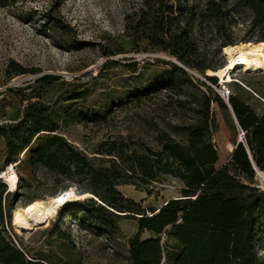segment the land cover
I'll return each mask as SVG.
<instances>
[{
    "label": "rangeland",
    "instance_id": "rangeland-1",
    "mask_svg": "<svg viewBox=\"0 0 264 264\" xmlns=\"http://www.w3.org/2000/svg\"><path fill=\"white\" fill-rule=\"evenodd\" d=\"M205 1L189 0L196 6L190 24L196 46L194 63L203 60L208 67L218 68L227 61L226 45L264 40V29L252 23L253 13L241 0H225V15L216 22L201 17ZM151 4L152 0H0V126L17 121L26 101L39 98L56 120V132L98 166L105 164L99 158L105 156L97 151L110 141L139 140L156 147L160 131L184 140L181 124L192 121L204 92L212 97L214 166L226 163L236 142L243 141V137L233 140L226 121L228 106L233 114L229 98L219 95L220 79L216 77L215 83L205 79V70L179 62L163 49V43L149 37ZM173 23L175 27L176 20ZM43 75L48 77L45 81H36ZM224 84L229 96L264 114V71L238 67ZM23 158L21 153L13 161L16 188L9 191V199L2 200L1 233L47 264H130L129 239L136 233L141 239L151 236L146 230L138 231L133 215L111 217L95 206L67 205L33 231L16 230V206L70 185L75 192L86 190L80 177L71 179L43 166L29 167ZM5 160L6 146L0 135V170L10 165ZM251 185L264 190V171H255ZM182 186L178 178L161 174L149 184L134 179L117 189L149 215L151 208L179 197ZM162 243L160 264H171L169 254L180 246L169 236ZM256 252L259 264H264V219Z\"/></svg>",
    "mask_w": 264,
    "mask_h": 264
},
{
    "label": "trees",
    "instance_id": "trees-1",
    "mask_svg": "<svg viewBox=\"0 0 264 264\" xmlns=\"http://www.w3.org/2000/svg\"><path fill=\"white\" fill-rule=\"evenodd\" d=\"M241 1L253 13L252 23L264 29V0ZM224 2L206 0L201 17L215 22L222 19ZM195 11L196 6L189 0H152L151 17L146 26L148 35L163 43V49L179 62L200 72L216 69L205 65L203 60L196 63L192 60L196 56V46L190 35V24ZM57 26L63 25L58 21ZM225 39L230 42L228 37ZM47 78L43 75L36 81ZM204 78L216 82L214 76ZM228 98L244 135L243 141L234 145L228 161L219 168L214 166L217 152L211 140L215 126L210 111L212 97L204 92L200 105L193 111L192 121L181 124L184 140L177 141L169 133L160 131L156 147L139 140L110 141L97 151L105 156L99 157L105 164L98 166L56 132V120L39 98L28 99L17 121L0 126L6 146L5 164L14 163L22 153L26 166H43L55 174L83 179L86 190L79 192L87 191L92 196L83 202L74 200L63 206H95L111 217L119 215L116 212L139 215L134 216L138 231L146 230L151 236L141 239L136 233L129 239L130 264H160L163 257L161 235L174 238L180 246L177 251L170 252L171 264H259L256 245L264 219V190L251 183L256 170L264 171V114H256L236 96ZM228 109L230 116L226 121L233 140L237 141L240 129L229 106ZM161 174L181 180L182 198H172L151 208L149 215L117 189L118 185L134 179L149 184ZM11 196L5 183L0 181V220L2 200ZM88 218L96 224L95 218ZM58 233L63 235L60 230ZM0 264L47 263L0 231Z\"/></svg>",
    "mask_w": 264,
    "mask_h": 264
},
{
    "label": "bare ground",
    "instance_id": "bare-ground-1",
    "mask_svg": "<svg viewBox=\"0 0 264 264\" xmlns=\"http://www.w3.org/2000/svg\"><path fill=\"white\" fill-rule=\"evenodd\" d=\"M223 52L227 58L226 63L216 69H207L206 75L227 82L230 80V72L238 67L245 71H264V41L229 44L223 47ZM13 166L14 163H11L0 170V179L6 184L8 191L16 188L17 175ZM89 196L92 194L87 191L75 192L74 187L69 186L56 194L16 206L13 215L15 228L23 232L33 231L44 225L64 204Z\"/></svg>",
    "mask_w": 264,
    "mask_h": 264
},
{
    "label": "built area",
    "instance_id": "built-area-1",
    "mask_svg": "<svg viewBox=\"0 0 264 264\" xmlns=\"http://www.w3.org/2000/svg\"><path fill=\"white\" fill-rule=\"evenodd\" d=\"M224 83L225 82L219 81L218 92H219L220 97H223L226 100H228V97L230 95V91H229V88ZM240 131H241L240 138H242L244 135V130L241 127H240ZM241 141H242V139H241ZM163 238H164V235H161V240H163Z\"/></svg>",
    "mask_w": 264,
    "mask_h": 264
},
{
    "label": "water",
    "instance_id": "water-1",
    "mask_svg": "<svg viewBox=\"0 0 264 264\" xmlns=\"http://www.w3.org/2000/svg\"><path fill=\"white\" fill-rule=\"evenodd\" d=\"M241 142V141H240ZM236 143H238V142H236ZM177 198H182V196H179V197H177ZM166 202V201H165ZM117 214H121L122 215V213H118V212H116ZM123 214H130V213H123ZM134 216H139V215H137V214H134Z\"/></svg>",
    "mask_w": 264,
    "mask_h": 264
}]
</instances>
